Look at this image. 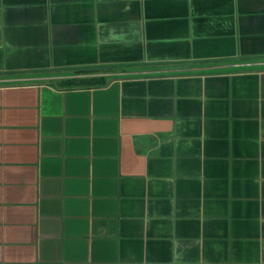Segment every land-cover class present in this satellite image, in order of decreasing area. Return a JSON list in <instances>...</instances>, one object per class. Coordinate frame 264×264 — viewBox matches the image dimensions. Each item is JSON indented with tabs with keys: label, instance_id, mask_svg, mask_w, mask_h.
Returning <instances> with one entry per match:
<instances>
[{
	"label": "crops",
	"instance_id": "0c3cea01",
	"mask_svg": "<svg viewBox=\"0 0 264 264\" xmlns=\"http://www.w3.org/2000/svg\"><path fill=\"white\" fill-rule=\"evenodd\" d=\"M0 264H264V0H0Z\"/></svg>",
	"mask_w": 264,
	"mask_h": 264
},
{
	"label": "trees",
	"instance_id": "16d2710c",
	"mask_svg": "<svg viewBox=\"0 0 264 264\" xmlns=\"http://www.w3.org/2000/svg\"><path fill=\"white\" fill-rule=\"evenodd\" d=\"M88 69H77L76 74L89 72ZM108 82L106 76H72L61 80L59 83L64 87H79V86H96L104 85Z\"/></svg>",
	"mask_w": 264,
	"mask_h": 264
}]
</instances>
